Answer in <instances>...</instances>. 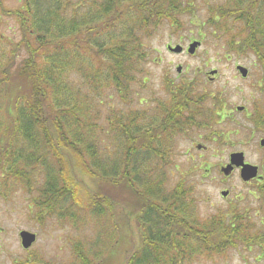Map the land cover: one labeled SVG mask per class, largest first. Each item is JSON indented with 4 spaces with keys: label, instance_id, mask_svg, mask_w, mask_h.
Here are the masks:
<instances>
[{
    "label": "trees",
    "instance_id": "obj_1",
    "mask_svg": "<svg viewBox=\"0 0 264 264\" xmlns=\"http://www.w3.org/2000/svg\"><path fill=\"white\" fill-rule=\"evenodd\" d=\"M19 1L18 7L10 9L0 0V28L2 17H12L20 34L11 43L0 30V110H5L7 119L6 124L0 121V171L8 167V175L25 181L29 188V172L40 168L46 181L35 204L38 201L50 215L60 209L75 228L90 226L95 231L92 243L101 249L86 251L87 239L82 241L81 235L79 244L72 247L74 264L105 262L112 252L109 245L125 232L115 217L120 219L124 209L137 210L139 202L142 209L135 219L140 243L125 264L205 263L240 245H264V230L242 220L232 222L226 211L204 220L196 218L183 182L171 191L165 189V171L173 154L164 152L163 139L148 130L158 124L155 115L150 118L147 109L120 106L107 117L108 125L100 128L102 113L92 108L102 106L107 90L116 92L122 103H132V87L148 54L144 39L165 20L182 27L177 17L194 10L197 0ZM203 1L208 18L201 28L207 27L211 38L224 42L240 57L256 56L264 94V0ZM15 78L18 84L13 87ZM187 82L182 99H193L199 107L213 100L210 94L197 91L195 80ZM207 111L214 123L218 114L213 107ZM203 116L200 112L198 127ZM251 119L253 126L264 128V102ZM100 133L115 137L114 149L109 145L100 152L105 141ZM70 167L91 176L101 189L88 198L87 207L80 205ZM106 185L124 186L136 202L129 200L119 207L121 202L104 193ZM39 216L40 221L46 217ZM125 218L131 220L126 216L122 224Z\"/></svg>",
    "mask_w": 264,
    "mask_h": 264
},
{
    "label": "rangeland",
    "instance_id": "obj_2",
    "mask_svg": "<svg viewBox=\"0 0 264 264\" xmlns=\"http://www.w3.org/2000/svg\"><path fill=\"white\" fill-rule=\"evenodd\" d=\"M2 2L10 9L20 5L19 0ZM196 2L194 10L183 11L184 13L177 17L180 18L182 27L176 28L165 20L159 24L151 37L144 39V50L148 54L146 61L140 66L142 74H137L138 79L130 94L135 100L132 99L130 105L122 103L116 92L107 90L105 96H102L104 100L102 106L93 105L92 108L99 109L102 113L98 122L100 128H105L108 125L107 117L112 110L120 106L143 110L147 107L145 100L149 102L163 97L166 77L179 79L181 75L177 73V67L181 66L184 79L195 80L197 91L210 94L213 100L204 105L207 108L213 107L215 114L218 115L214 118L215 124L213 123L212 127L200 125L191 135L176 139V152L171 158L172 164L165 171L167 175L165 189L171 191L176 184L183 182L189 189L187 199L193 201L192 204L195 206L194 215L200 220L217 212L227 211L234 205V213L239 212V209L245 211L247 222H253L255 228L263 231L264 180L260 181L261 183L247 184L241 179L239 170L233 172L230 177H225L222 172V167L229 163L232 153L243 152L245 162L257 166L260 175L264 176V149L259 144L264 138V128H257L251 122V116L260 110V105L264 102V94L259 86L263 77L261 65L254 54L240 57L235 51L228 49L224 42L211 38L208 33L210 30L207 27L201 28L202 22L208 18L207 2L203 0ZM2 20L0 28L2 33L10 38L11 43L17 41L20 38L17 21L6 16L2 17ZM193 41L201 43L194 54L187 51L177 54L168 49V46L176 45L187 48ZM24 56L25 54L20 55L16 64H19ZM238 65L249 69L246 78L237 70ZM212 71H215L214 74ZM17 84L15 78L11 85L14 87ZM82 90L85 93L87 88ZM238 106L244 107V110L238 111ZM221 116H224L223 119ZM5 117V110H0V121L3 124L7 123ZM235 128L239 129L238 133L233 132ZM225 133L230 135L227 136ZM102 135L105 136V141H101L100 152L103 153V148L109 145L114 149L115 137L99 134L100 137ZM70 159L75 165L74 158ZM7 170L8 167H3L2 172L0 171L3 174V177L0 176V241L5 243L9 256L19 257L24 251L20 239L22 230L37 235L36 242L29 249L31 254L52 264H74L76 255L72 247L79 244L81 235L82 241L85 237L87 239L86 251L99 247L92 243L97 237L90 226L75 228L65 216H62L60 209L50 215L41 210L40 204L39 209L38 201L35 204L34 200L41 195L38 190L46 181V174L40 172V168L29 172L34 190H31L32 186L28 188L25 181L11 178ZM72 171L75 174L74 186L78 190L80 205L87 207L88 198L101 189L91 176L70 167V172ZM102 189L104 193H110L114 201L122 203L119 207L126 205L129 200L136 202L124 191V186L114 188L106 185ZM226 189L230 191L227 199L221 195ZM67 202L70 204L69 200ZM141 209L139 202L137 210L124 209L119 212L120 219L115 217V220L120 222L119 227L124 226L120 229L125 232L120 234L116 244L109 245L112 252L102 264H125L130 254L138 247L140 231L135 216ZM39 213L46 215L43 221H40ZM126 216L131 220L126 221L125 218L122 224L121 220ZM197 264H264V245L251 247L240 245L229 250L222 258Z\"/></svg>",
    "mask_w": 264,
    "mask_h": 264
},
{
    "label": "flooded vegetation",
    "instance_id": "obj_3",
    "mask_svg": "<svg viewBox=\"0 0 264 264\" xmlns=\"http://www.w3.org/2000/svg\"><path fill=\"white\" fill-rule=\"evenodd\" d=\"M188 47L185 48L183 46V51L179 54H182L185 51H187L188 53ZM178 68H181V70L178 71ZM177 73L181 75L179 79L176 78L174 79L173 77L172 78L166 77L165 86H164L165 94L162 95L163 97L150 100L149 102L147 100L144 101V103L147 104V107L145 109H147L149 117L151 118L153 115H155V118L159 120L157 122L158 123L157 125L154 124L153 126H149L148 130L154 133L155 136H157L159 139H163V141H161V144L164 149V152H166L167 154H174L176 152L175 141L177 138H180L185 135L189 136L192 133H194V131L197 128H199L197 124L198 123L197 119L199 117L200 112H203L204 114L203 125H202L203 127H212L213 124L212 118L210 117L209 111H207L205 105L199 107V105L196 104V101L193 99L189 98L190 100L187 101L182 99L186 95L183 89V85H186L188 83L187 81L190 80H186L183 78L182 75L183 70L181 66L177 67ZM208 124H210V126ZM260 147L264 149V146H261V144ZM236 170L240 171V177H241V168H237V167H234L230 175H224V176L230 177L232 173L235 172ZM263 178L264 176L260 175L259 168H258V175L256 178L245 181L241 177V179L247 184H251L252 182L261 183L260 181L264 180ZM223 191L228 192L227 196L223 197L227 199L230 196V191L227 189ZM233 206L234 205H232L226 211L228 219L231 220L232 222L235 221L238 222V220H242L243 224L249 223L247 222L248 218L246 219V212L245 211L242 212L241 209H239V212L236 211L237 213L236 214L234 213L235 207ZM249 225H253V222L249 223ZM21 246H22V241H21ZM31 247L24 248L22 246L24 251L20 253L21 256L11 257L8 255L5 243L0 241V264H52L48 260L34 257V254H31L29 250Z\"/></svg>",
    "mask_w": 264,
    "mask_h": 264
},
{
    "label": "water",
    "instance_id": "obj_4",
    "mask_svg": "<svg viewBox=\"0 0 264 264\" xmlns=\"http://www.w3.org/2000/svg\"><path fill=\"white\" fill-rule=\"evenodd\" d=\"M201 45L199 41H193L189 44L188 47V53L194 54L197 50V48ZM169 50L174 53H181L183 51V46L176 45L175 47L169 46ZM237 70L241 74L242 77L246 78L249 74V69L243 65H238ZM181 68H178V71H180ZM215 71H212L211 73L214 74ZM238 111H243L244 107L238 106ZM261 146H264V138L260 141ZM234 167L241 168V177L243 180L248 181L250 179L256 178L258 175V167L255 165H252L250 163L245 162V155L243 152H234L230 155L229 163L222 167V172L224 175H230L233 171ZM227 191H222L221 195L223 197L227 196ZM20 237L22 241V246L24 248H29L32 246V244L36 241V234L23 230L20 232Z\"/></svg>",
    "mask_w": 264,
    "mask_h": 264
}]
</instances>
